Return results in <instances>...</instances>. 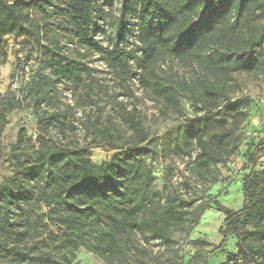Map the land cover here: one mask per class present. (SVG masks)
Segmentation results:
<instances>
[{
    "label": "rangeland",
    "instance_id": "374dc122",
    "mask_svg": "<svg viewBox=\"0 0 264 264\" xmlns=\"http://www.w3.org/2000/svg\"><path fill=\"white\" fill-rule=\"evenodd\" d=\"M189 2L194 4L188 6ZM54 3L51 19L57 27L47 36L43 29L41 45L25 36H7L0 44V106L6 97L13 101L0 138V147L5 146L7 153L0 163V264H56L54 261H61L66 253L58 246L59 231L45 216L48 208L37 191L24 210L22 197L18 202L4 192L17 170L13 146L20 139L22 162H37L41 115L54 112L59 113L61 123L49 126L48 137L61 146L86 147L92 140L100 143L90 149V159L98 165L118 151L113 142L104 140L105 131L113 133L118 145L145 147L142 158L151 172L149 206L161 211L172 204L183 214L182 220L171 222L166 239L149 231L132 232L129 240H123L126 255L111 251L101 257L79 247L72 264H231L228 255L238 253L234 235L228 237L224 252L216 250L223 238L225 214L221 207L240 209L245 197L244 176L252 166L264 170L261 2H256L255 10L244 7L240 14L235 2L223 3L217 16L210 14L217 0ZM155 3L168 12L169 20L161 12L151 16ZM32 15L40 17L36 11ZM184 23L193 27L187 34L190 40L175 46L170 37ZM47 43L50 52L43 47ZM54 43L61 49L53 47ZM216 50L233 58L252 52L257 65L227 73L209 62L208 55ZM63 57L76 67L73 79L57 75L67 67ZM37 71L50 78V104L40 103L31 84ZM155 82L172 87L175 102L156 92ZM211 86L217 89L213 95L220 104L218 109L235 101L241 104L237 112H216L214 117L222 119L223 125L211 126L204 139L210 140L217 132L229 131L230 136L218 147L220 161L203 167L196 124L210 116L203 107L215 102L204 92ZM20 100L22 104L16 106ZM133 121H139L144 129L146 140L142 143L131 126ZM25 212L30 220L45 217L43 224L30 223L29 227L23 220ZM53 238L57 242L53 243ZM39 241L46 243L31 250ZM254 243L260 249V243Z\"/></svg>",
    "mask_w": 264,
    "mask_h": 264
},
{
    "label": "trees",
    "instance_id": "16d2710c",
    "mask_svg": "<svg viewBox=\"0 0 264 264\" xmlns=\"http://www.w3.org/2000/svg\"><path fill=\"white\" fill-rule=\"evenodd\" d=\"M232 1L235 2L239 14L244 7L255 10L257 1H260L264 7V0H217L210 14L219 15L221 11L219 5ZM193 4L194 2H189L188 6ZM55 6L54 0H0V44L4 43L7 36H25L33 44L41 45L43 29L47 36V33L53 32L57 27L55 21L51 19V11ZM32 11L38 12L40 17L34 18ZM158 13L169 20L168 12L155 3L151 16L156 17ZM187 24L181 25L179 30L170 37L175 46L188 40L187 34L193 27ZM43 47L49 52L52 48L49 43ZM53 47L61 49L58 43H54ZM208 59L216 68H221L227 73L249 70L257 65L252 52L233 58L231 54L216 50L208 55ZM66 60L67 67L59 71L57 75L61 79L69 77L73 79L77 74L76 67L70 60L67 58ZM35 78L31 84L38 93V100L40 103L50 104L53 102L50 78L41 71H37ZM154 89L167 101L175 102L172 87L155 82ZM216 90L214 86L205 89V94L215 102L203 107L206 114L210 116L196 124L198 144L201 149L199 164L203 167L220 161L218 147L224 146L230 136L229 131L217 132L210 137V140L204 139V135L211 126L223 125L222 119L214 117L216 112L221 110L237 112L241 104L235 101L218 109L220 104L213 95ZM191 92L195 95L194 91L191 90ZM11 104H13L12 99L6 97L0 106V138L2 123ZM15 104L20 106L22 102L20 100ZM216 109L218 111H213ZM39 123L41 133L38 138L40 146L38 161L31 163L23 159L22 162L19 139L13 146L17 170L10 186L4 192L18 202L22 197L24 210L28 208L26 204L33 199L37 191L41 202L48 208L45 216L59 231L58 246L66 249L62 260L54 261L57 262L56 264H72L79 247L101 257L107 256L111 251L126 255V243L123 240L125 238L129 240L132 232L145 234L149 231L154 237L166 239L171 222L183 219V214L176 211L172 204L161 211L149 206L151 172L144 166L142 154L145 147L142 145H118L114 141L113 133L105 131L104 140L113 142V149L118 151L109 161L98 165L91 161L90 149L100 146V143L92 140L86 147L61 146L57 139L53 141L48 137L49 126L61 123L58 112L41 115ZM131 126L141 139L139 142L145 141L146 135L140 122L133 121ZM6 155V147L2 145L0 163L6 159ZM243 191L245 197L240 209L221 207V211L225 214L223 238L216 250L224 252L223 246L228 237L234 235L237 239L238 253L235 256L234 252H230L227 257L228 262L264 264V170L256 171L252 166L250 172L244 176ZM7 202L10 203L8 196ZM8 206L10 205H7V208ZM41 218L30 220L27 212L23 214V220L26 219L29 227L30 223L36 226L43 224L45 217ZM24 236L25 233H23V240ZM53 241V243L57 242L56 238H53ZM257 241L260 243V249H257L254 243ZM43 243L46 241L34 243L30 249L40 248ZM48 259L52 260L50 256Z\"/></svg>",
    "mask_w": 264,
    "mask_h": 264
}]
</instances>
